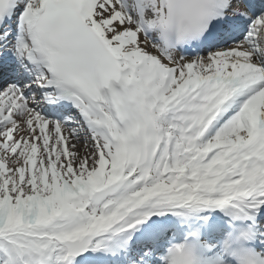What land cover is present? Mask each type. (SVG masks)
<instances>
[{
    "label": "snow or ice",
    "instance_id": "obj_1",
    "mask_svg": "<svg viewBox=\"0 0 264 264\" xmlns=\"http://www.w3.org/2000/svg\"><path fill=\"white\" fill-rule=\"evenodd\" d=\"M0 264H264V0H0Z\"/></svg>",
    "mask_w": 264,
    "mask_h": 264
}]
</instances>
